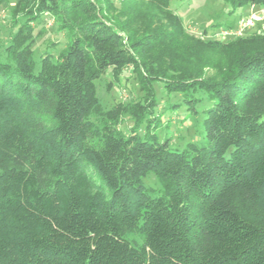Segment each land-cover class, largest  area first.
<instances>
[{"label": "trees", "instance_id": "1", "mask_svg": "<svg viewBox=\"0 0 264 264\" xmlns=\"http://www.w3.org/2000/svg\"><path fill=\"white\" fill-rule=\"evenodd\" d=\"M143 1L169 12V29L133 28ZM172 1L14 0L0 50V264H264V34L196 39ZM223 1L230 15L264 8ZM46 15L70 43L35 72L32 25ZM126 69L145 92L128 135L95 88ZM157 82L194 113L208 93L201 143L175 151L150 133Z\"/></svg>", "mask_w": 264, "mask_h": 264}, {"label": "rangeland", "instance_id": "2", "mask_svg": "<svg viewBox=\"0 0 264 264\" xmlns=\"http://www.w3.org/2000/svg\"><path fill=\"white\" fill-rule=\"evenodd\" d=\"M116 5L119 7L118 4ZM158 6L161 9L154 8L149 1L139 2L132 12L133 15L138 16L132 24L133 28L138 29L139 27H143L145 24L151 22L148 21V18H152L157 21L156 25L161 24L162 27L169 29L172 22L171 16L162 5ZM230 9L231 6L223 0H173L170 5V10L180 16L186 32L190 36L202 40H208V38L214 39V34H218L223 29L221 25L234 24L236 22V26H238L242 19L240 16L245 14L244 10H248L247 8L241 9L235 15H230ZM14 10V0H10L7 5L0 7V50L10 43L15 25L18 23L19 19L16 18ZM129 16H123L122 18H129ZM32 26L34 27L35 35L32 45L34 67L35 72H38L41 68V57L49 53L57 60L67 49L70 40H68L64 33H58L56 22L48 15L44 16L42 21ZM254 34H264V21L247 29L241 37H231L223 42L229 43L236 38H245ZM213 57L221 61L224 55L216 53L213 54ZM209 69L207 74H214V68ZM95 88L103 114L111 112L116 108L118 113V129L128 135L135 123L136 114L133 112L137 108L132 112L131 110L142 102V97L145 94L136 74L131 69H126L117 80L113 78L109 70L96 80ZM154 94L157 107L150 123V133L156 136L157 141L159 143L168 141L170 148L175 151H183L189 143H201L205 135L203 121L207 117L206 111L212 107V102L208 100V93L201 92L196 94V97L203 100L196 107L197 113L189 110L182 95L169 93L160 82L154 84ZM127 110L130 112L125 114ZM103 119L104 117L101 116L98 123L103 122ZM146 126L147 121L138 130V133L142 137L146 135ZM143 182L146 187L159 188V183L153 174H149L143 179ZM127 237L131 241L142 242L141 236L135 231L129 232Z\"/></svg>", "mask_w": 264, "mask_h": 264}, {"label": "built area", "instance_id": "3", "mask_svg": "<svg viewBox=\"0 0 264 264\" xmlns=\"http://www.w3.org/2000/svg\"><path fill=\"white\" fill-rule=\"evenodd\" d=\"M263 21L264 8H261L259 10L253 11L252 13H250L249 16L242 18L238 26H236L235 28H223L218 34H214L213 37L214 39L216 38L217 40L222 42L231 37H241L247 29L254 27L256 24L261 23Z\"/></svg>", "mask_w": 264, "mask_h": 264}, {"label": "crops", "instance_id": "4", "mask_svg": "<svg viewBox=\"0 0 264 264\" xmlns=\"http://www.w3.org/2000/svg\"><path fill=\"white\" fill-rule=\"evenodd\" d=\"M244 11H245V14H244V15H241L240 18H243V17H245L246 15H248V14H250L251 12L256 11V10L253 9V8H249L248 10H244ZM228 25L236 26L237 23H236V22H234V24H231V23L229 24V23H228ZM225 27H226V26L223 25L222 28H225Z\"/></svg>", "mask_w": 264, "mask_h": 264}]
</instances>
